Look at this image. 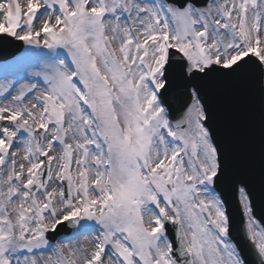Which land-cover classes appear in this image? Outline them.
Returning <instances> with one entry per match:
<instances>
[{"label": "snow or ice", "instance_id": "6c2138e0", "mask_svg": "<svg viewBox=\"0 0 264 264\" xmlns=\"http://www.w3.org/2000/svg\"><path fill=\"white\" fill-rule=\"evenodd\" d=\"M9 45L0 264H264V0H0ZM226 86L258 147L221 129Z\"/></svg>", "mask_w": 264, "mask_h": 264}, {"label": "water", "instance_id": "95a60500", "mask_svg": "<svg viewBox=\"0 0 264 264\" xmlns=\"http://www.w3.org/2000/svg\"><path fill=\"white\" fill-rule=\"evenodd\" d=\"M251 96L243 87L226 86L218 95L217 104L219 108V123L223 132L233 142L234 146H238L237 150L246 151L251 148L258 147V131L256 126L255 114L251 113L246 107ZM236 101L240 102V107H235ZM246 136V137H245ZM244 139L246 143H242ZM237 148V147H236ZM228 203L237 210V202L234 194L228 190ZM257 198L259 199V188L257 186ZM231 209V207H230ZM232 211V209H231ZM233 212V211H232ZM238 218V219H237ZM232 222L233 238L239 240L241 238L240 218L237 217ZM240 224V227H239ZM244 251L247 250L246 244H242Z\"/></svg>", "mask_w": 264, "mask_h": 264}, {"label": "bare ground", "instance_id": "6f19581e", "mask_svg": "<svg viewBox=\"0 0 264 264\" xmlns=\"http://www.w3.org/2000/svg\"><path fill=\"white\" fill-rule=\"evenodd\" d=\"M80 239H81V240H83V239H84V237H83V236H81V237H80Z\"/></svg>", "mask_w": 264, "mask_h": 264}, {"label": "rangeland", "instance_id": "374dc122", "mask_svg": "<svg viewBox=\"0 0 264 264\" xmlns=\"http://www.w3.org/2000/svg\"><path fill=\"white\" fill-rule=\"evenodd\" d=\"M83 236V235H82Z\"/></svg>", "mask_w": 264, "mask_h": 264}]
</instances>
